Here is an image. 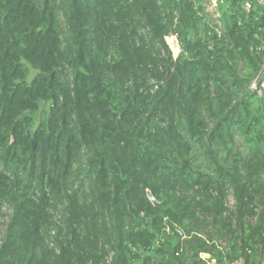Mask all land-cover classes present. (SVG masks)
<instances>
[{"label": "trees", "instance_id": "trees-1", "mask_svg": "<svg viewBox=\"0 0 264 264\" xmlns=\"http://www.w3.org/2000/svg\"><path fill=\"white\" fill-rule=\"evenodd\" d=\"M208 1L0 0V264H260L264 4Z\"/></svg>", "mask_w": 264, "mask_h": 264}, {"label": "rangeland", "instance_id": "rangeland-1", "mask_svg": "<svg viewBox=\"0 0 264 264\" xmlns=\"http://www.w3.org/2000/svg\"><path fill=\"white\" fill-rule=\"evenodd\" d=\"M169 38L170 37H168V40H169ZM34 73L35 72L31 70L30 78L34 75ZM49 108H50V103H40L39 104L38 111L35 114H33V119H34L35 125H37L41 120H44V118L46 117V115L48 113ZM232 205H233V199H232V197H230L228 199L227 207L229 209H231ZM9 215H10V212L8 211L7 208L4 207L1 210V215H0V239L2 237V234H3L4 230H5L6 224L8 222ZM217 244L219 246H221L222 242L217 241ZM108 261H109V259H107V262Z\"/></svg>", "mask_w": 264, "mask_h": 264}, {"label": "built area", "instance_id": "built-area-1", "mask_svg": "<svg viewBox=\"0 0 264 264\" xmlns=\"http://www.w3.org/2000/svg\"><path fill=\"white\" fill-rule=\"evenodd\" d=\"M217 1H218V0H209L208 3L205 5L206 9H207L208 11H210V12H214V11H215V7H216V3H217ZM253 1H255V2L259 3V4H264V0H253ZM250 6H251V4H250L249 2H248V3H245L244 6H243V9H244L245 11H249ZM170 37H171V36H170ZM250 89H251L252 91L258 90L259 92H260L261 90H264V71H263L261 77H260L258 80L254 81V82L250 85ZM4 231H5V230H4ZM3 234H4V232H3ZM3 234H2V235H3ZM1 238H2V237H1ZM0 240H1V239H0ZM229 264H244V262H243L242 259H237V260L232 261V262L229 263ZM260 264H264V255H263V258H262Z\"/></svg>", "mask_w": 264, "mask_h": 264}, {"label": "water", "instance_id": "water-1", "mask_svg": "<svg viewBox=\"0 0 264 264\" xmlns=\"http://www.w3.org/2000/svg\"><path fill=\"white\" fill-rule=\"evenodd\" d=\"M165 41H166V43H167V45H168V47H169V49H170V51L172 53V56L174 58H176V56L178 55V53L180 51V48H179L178 41H177L176 37L175 36H171L169 38V40H168V37H167V38H165ZM104 113H109V114L112 115V117H114L113 113L111 112L110 109L104 111ZM32 146L34 147V143L33 142H32ZM146 196H147V199L151 202L152 205H156L157 204L155 199L151 196V194L149 192H147Z\"/></svg>", "mask_w": 264, "mask_h": 264}]
</instances>
